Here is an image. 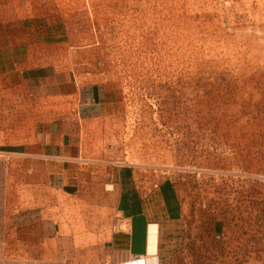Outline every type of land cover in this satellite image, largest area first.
I'll use <instances>...</instances> for the list:
<instances>
[{"label": "rangeland", "instance_id": "obj_1", "mask_svg": "<svg viewBox=\"0 0 264 264\" xmlns=\"http://www.w3.org/2000/svg\"><path fill=\"white\" fill-rule=\"evenodd\" d=\"M16 1L2 11L66 70L115 88L110 159L180 216L170 264H264V0ZM9 162L0 264H24L33 214Z\"/></svg>", "mask_w": 264, "mask_h": 264}, {"label": "crops", "instance_id": "obj_2", "mask_svg": "<svg viewBox=\"0 0 264 264\" xmlns=\"http://www.w3.org/2000/svg\"><path fill=\"white\" fill-rule=\"evenodd\" d=\"M16 2L0 0V152L33 214L24 264H170L180 216L161 208V188L144 191L135 167L110 159L115 88L66 70L59 42L2 11Z\"/></svg>", "mask_w": 264, "mask_h": 264}, {"label": "bare ground", "instance_id": "obj_3", "mask_svg": "<svg viewBox=\"0 0 264 264\" xmlns=\"http://www.w3.org/2000/svg\"><path fill=\"white\" fill-rule=\"evenodd\" d=\"M129 264V263H128Z\"/></svg>", "mask_w": 264, "mask_h": 264}]
</instances>
